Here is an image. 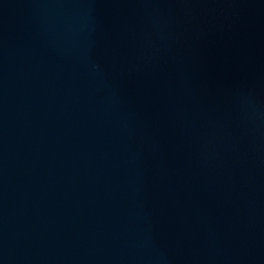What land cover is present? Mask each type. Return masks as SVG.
I'll list each match as a JSON object with an SVG mask.
<instances>
[{
	"label": "water",
	"instance_id": "95a60500",
	"mask_svg": "<svg viewBox=\"0 0 264 264\" xmlns=\"http://www.w3.org/2000/svg\"><path fill=\"white\" fill-rule=\"evenodd\" d=\"M0 264H264V0H0Z\"/></svg>",
	"mask_w": 264,
	"mask_h": 264
}]
</instances>
